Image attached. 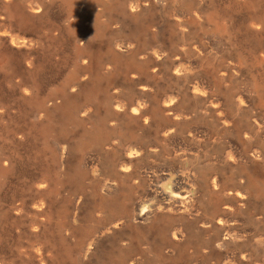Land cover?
Instances as JSON below:
<instances>
[{
    "label": "rangeland",
    "instance_id": "obj_1",
    "mask_svg": "<svg viewBox=\"0 0 264 264\" xmlns=\"http://www.w3.org/2000/svg\"><path fill=\"white\" fill-rule=\"evenodd\" d=\"M177 176L236 234L204 261L132 222ZM216 257L264 264V0H0V264Z\"/></svg>",
    "mask_w": 264,
    "mask_h": 264
},
{
    "label": "bare ground",
    "instance_id": "obj_2",
    "mask_svg": "<svg viewBox=\"0 0 264 264\" xmlns=\"http://www.w3.org/2000/svg\"><path fill=\"white\" fill-rule=\"evenodd\" d=\"M180 70L181 69H178L177 72H179ZM195 91L199 92V89L195 88ZM133 111L135 112V110ZM132 155L133 153L131 151L127 154L129 159ZM89 162L91 163V161H88V163ZM212 182L213 184L216 183V181L214 180H212ZM108 185L109 184H107V186ZM189 187L190 185L187 181L183 180V178H181L180 176H177L176 184L172 191L173 194L170 197L167 198L166 195H162L160 192L157 191V189H152V191H154V193L159 198L158 205L151 206L152 208H150V210L135 208V211L132 214V222L135 226H141L142 224H144V222L153 218L155 222L153 226L154 229L152 235L156 239L155 249L157 251V254H160V252L164 250L165 253L172 255L173 257H175L174 256L175 254L172 253L173 251L171 250L174 249L176 245H180L181 239L183 238L182 232L184 228L192 231L194 227L199 226V224L205 225L206 228L212 232V234L210 233L207 239H203L201 234H195L194 242L189 240L185 241L184 239L183 242L184 244H182V247L179 250H177L175 257V258L177 257L180 258L183 252L191 248L192 251L198 253L202 257V260L204 261L206 259L205 256H210L215 252H219L220 250L218 248L219 246H222L226 243L233 242L234 240H236V234L233 233V231L227 225L226 223L227 221L222 215H215L211 218H205L193 213L194 209H186V205L189 200V196L186 188ZM227 190L229 191L228 194L230 195V198L233 199L231 200L230 203H233L235 200L239 203L243 202L244 196L241 193L242 191H240L237 186H231ZM227 203H228L227 199L223 198L222 201L216 202L214 204V207L216 209L217 208L220 209V206L222 204L224 205ZM224 209H227V207H225ZM163 219L164 221L171 220L172 224L162 223ZM121 220H122L121 216L117 215L115 218L110 220V225H111L110 227L114 231L121 229L124 223ZM99 233L102 234V232ZM198 233H201V231ZM189 234H192V232ZM201 251H203V253ZM226 254L229 255L231 260L234 261L238 260L235 262H242L243 260L248 259L249 257V253L244 249H238L237 251H232V252L226 251ZM183 260L185 262H183L182 264H204L203 262L200 263L193 262L188 259L187 260L183 259ZM169 264H178V263L175 261H171L169 262ZM213 264H232V263H230L229 260L225 261L221 257L220 258L216 257Z\"/></svg>",
    "mask_w": 264,
    "mask_h": 264
}]
</instances>
